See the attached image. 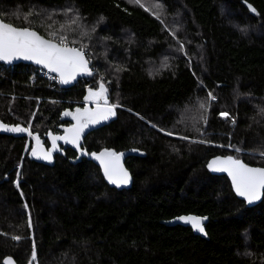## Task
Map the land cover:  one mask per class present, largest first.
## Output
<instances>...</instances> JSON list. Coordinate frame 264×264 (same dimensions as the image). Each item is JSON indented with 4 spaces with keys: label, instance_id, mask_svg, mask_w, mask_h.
Listing matches in <instances>:
<instances>
[{
    "label": "trees",
    "instance_id": "16d2710c",
    "mask_svg": "<svg viewBox=\"0 0 264 264\" xmlns=\"http://www.w3.org/2000/svg\"><path fill=\"white\" fill-rule=\"evenodd\" d=\"M147 1L164 17L133 0H0L2 19L50 38L73 39L61 19L78 13L95 54L93 77L68 88L52 89L35 65L0 63V118L32 133L0 132V163L16 193L13 204L0 197V225L21 221L15 232L26 235L24 254L0 235V264L8 254L28 264L33 243V264H264V196L247 206L205 167L216 153L264 166V0ZM165 50L169 61L153 66ZM101 83L121 107L81 146L126 149L128 187L109 185L70 143L59 142L50 161L32 155L35 140L48 144L77 123L76 109H95L84 97ZM209 91L217 99L205 113ZM186 212L207 217L204 235L167 222Z\"/></svg>",
    "mask_w": 264,
    "mask_h": 264
},
{
    "label": "snow or ice",
    "instance_id": "6c2138e0",
    "mask_svg": "<svg viewBox=\"0 0 264 264\" xmlns=\"http://www.w3.org/2000/svg\"><path fill=\"white\" fill-rule=\"evenodd\" d=\"M134 3L140 4V0H133ZM142 6V5H141ZM158 8L163 10V6L158 4ZM251 8V5H249ZM255 12V8H251ZM68 13H72L73 9H67ZM2 15V14H0ZM33 13L30 11L27 16H32ZM159 19V15L156 16ZM80 19L78 13L72 18V23L76 24L77 20ZM163 23V21H161ZM174 38L175 31L171 33ZM52 38L45 39L39 35L36 31L30 27H17L11 23H6L0 18V61L11 63L17 59L30 60L36 64L43 65L52 72L59 74L60 83L69 84L77 78L78 75H91L92 71L89 68L90 60L86 58L85 49L87 46L69 47L66 35H60L57 40L56 32L50 33ZM74 43V42H73ZM179 43V51H183V43ZM167 67V65H165ZM120 70V69H118ZM85 101H92L95 103V110L85 108L83 110L76 109L77 115L73 116V119L77 121L76 124L72 125L69 129H66L67 135L65 136H52L53 149H56V141L64 140L66 143H72L79 149V141L81 134L90 125H95L101 121H106L110 117L116 115L115 109L121 107V105L110 104L107 98V88L103 83L95 90L89 88L88 95L84 97ZM217 97L213 92L209 91L207 96V104L205 102L200 103V108L206 113L211 103L216 101ZM103 101V103H101ZM264 112V109L261 110ZM65 115L71 113L65 112ZM222 118H230V114L227 111L219 113ZM202 120L207 124V115H202ZM232 123L235 124L236 120L231 117ZM30 123V122H29ZM155 127V125H153ZM0 131L10 132H28L29 135L32 133L27 128H23L20 125L5 126L0 122ZM160 131H165L160 129ZM200 131V129H197ZM167 135H172V132H166ZM181 139H189L188 137H181ZM200 142L204 141H192ZM230 147H234L231 146ZM237 152H240V148H235ZM81 154H87L83 149H80ZM32 155H36L35 149L32 151ZM96 159L100 160L105 178L118 187L127 185L130 183V175L128 171L119 164V159L122 154L115 153L111 150H104L100 154H91ZM259 155L264 158V151L260 152ZM52 150L44 153L43 159L51 160ZM108 158V159H106ZM216 166V167H214ZM209 169L215 171H226L232 179L233 187L236 193L240 197H244L248 204H252L258 201L264 196V167H250L239 159L232 156L220 158L216 157L213 161L208 164ZM19 176V173H18ZM18 186V184H17ZM27 208V205H25ZM177 220L191 223L194 230L204 233L205 229L202 226V220L206 219L194 216H180ZM28 227H32L31 218L28 220ZM13 240L19 241L22 239L20 236L11 237ZM37 260V251L35 243H33L31 257L29 264H33ZM4 264H12V258H5Z\"/></svg>",
    "mask_w": 264,
    "mask_h": 264
},
{
    "label": "water",
    "instance_id": "95a60500",
    "mask_svg": "<svg viewBox=\"0 0 264 264\" xmlns=\"http://www.w3.org/2000/svg\"><path fill=\"white\" fill-rule=\"evenodd\" d=\"M0 18H1V17H0ZM3 20H4V19H3ZM4 21H5V20H4ZM5 22H6V23H10V22H8V21H5ZM11 24H13V23H11ZM13 25H15V24H13ZM15 26H17V27H27V26H20V25H15ZM30 28H31L32 30L36 31L39 35L43 36L45 39H50V37H47V36L41 34L37 29L32 28V27H30ZM68 46H69V47H77V46H72V45H68ZM77 48H80V47H77ZM86 58H87V55H86ZM87 59H88V58H87ZM19 62L28 63V64H32V65H35V66H39V67L45 68L43 65H39V64H36V63L33 62V61H30V60H24V59H17V60L12 61L11 63L14 64V63H19ZM0 63L11 64V63L3 62V61H0ZM93 67H94V66H93L92 62L90 61L89 68L91 69L92 74H91V75H86V74H85V75H78L77 78H76L75 80H73L72 82H70L69 84H62V83H60V77H59V74H58V73H56V72H52V71H50L48 68H45V69L49 70L50 72H52L53 74H55L56 76H58L59 86H60L61 88H68V87H71L72 85H74L79 79H84V78H85V79H86V78L89 79V78H92L93 75H94V72H95V70H94ZM101 103H103V102H101ZM93 104L95 105V103H93ZM94 108H96V105L94 106ZM0 122H2L3 125H5V126H15V125H12V124H10V123L4 121V120L1 119V118H0ZM20 126L23 127V128H27V129H29L28 126H22V125H20ZM94 126H96V124H95V125H90V126H89L88 128H86V129L84 130V132L81 134V138H80V141H79V149L77 148V146H75L74 144H73V145L75 146L77 152H78L80 155H85V156H87V157H88L89 159H91L96 165H98V167H99V169H100V173H101V175L103 176L104 180H105L109 185H111V186H115V187H118L116 184L110 183V182L105 178L104 170H103V166H102L100 160L96 159V158L93 157L91 154H92V153L100 154L101 152H104V150H106V149H107V150H111V151H113V152H115V153H120V154H122V155L120 156V159H119V164H121V165H122V166L128 171V173H129V175H130V178L132 179V176H131V174H130V171L128 170V168H127V167L125 166V164H124V159H125L126 155L128 154V151H127L126 149H122V150H119V151H115V150H112V149H110V148H106V147L100 148V149H98V150L87 151V150H85V148H82L81 144H82V141H83V137H84V135H85L89 130H91ZM0 132L2 133V132H8V131H0ZM22 133H23L24 135H28V132H22ZM65 135H67L66 132L61 133V134H58V136H65ZM57 142H62V143H64L65 141H64V140H57L56 143H57ZM70 144H72V143H70ZM80 149H83L87 154H81ZM228 156H232V157H234V158H236V159H239V160H241L242 162H244L245 164H248L250 167H264L263 165H259V164H251V163H247V162L244 161L243 159H241V158H239V157H235V156H233V155H231V154H229V153H216V154H212V155H210V156L206 159V162H205V167H206V169H207L210 173H212V174H218V175L223 174V175H225L226 178H227V180H228V182H229V184H230V188H231L232 192L234 193V195H235L238 199L243 200V202H244L245 205H247V206H251V205H254V204L258 203L261 199L258 200V201L253 202L252 204H248L244 197H240V196L236 193V191H235V189H234V187H233L232 179H231V177L228 175V173H227L226 171H215V170H211V169H209L208 164H209L210 161H213L214 158H216V157L224 158V157H228ZM106 159H108V158H106ZM214 167H216V166H214ZM131 179H130V183H129V184H127V185H123V186H119L118 188H123V187H128V186H130V184H131ZM180 216H194V217L205 218V217H206L205 215H200V214H196V213H192V212H186V213H179V214L173 215V216H171L170 218L167 219V222H168L169 224L188 225V226H189V227H190L195 233H197V234H199V235H204L205 232H204V233H200L199 231L194 230L193 227H192V224H191V223H186V222H184V221H180V220H177V219H176L177 217H180ZM206 220H207V217H206V219L202 220V226H203V227H204V223L206 222ZM204 229H205V228H204ZM8 257H11V258H12V264H18V262L16 261V259H15L12 255H10V254L5 255V256L3 257V262L5 261V258H8Z\"/></svg>",
    "mask_w": 264,
    "mask_h": 264
},
{
    "label": "rangeland",
    "instance_id": "374dc122",
    "mask_svg": "<svg viewBox=\"0 0 264 264\" xmlns=\"http://www.w3.org/2000/svg\"><path fill=\"white\" fill-rule=\"evenodd\" d=\"M140 1L143 4L146 3L150 7V9H152V10L155 9L157 11L156 12L157 14H160V9H158L156 6V5H158L157 3L148 2L147 0H140ZM62 15H63V18L61 19L62 26H64L66 23L67 26L69 27V29L72 31V34L74 36V38L71 39L70 37H68L66 35L68 40L71 41L72 43L74 42L73 44L77 45V47L86 46L85 44H83V42L89 41L88 34L90 32V28L84 26L80 20H77V23L73 24L72 18L75 15V13H74V15H68V14H62ZM160 15L162 17H164L163 14H160ZM172 30L174 31L175 28L172 27ZM90 47H91V43H90V46L86 47L85 52L88 54L87 58L93 64V56L95 57V54L93 53V50ZM162 52H163V50H162ZM170 58H171V53L169 51L165 50V52L163 54L159 55V53H158L153 59H150L149 62H152L153 66H155V67H162L164 65V63L169 61ZM159 62H161V63H159ZM93 66H94V64H93ZM93 68H95V67H93ZM98 79H101V77L99 76V78L96 79V82ZM91 89H93V88L91 87ZM88 109H90V108L88 107ZM91 110H94V109L91 108ZM36 155H37V151H36ZM10 174H11L10 168L8 166L2 165L0 163V197L2 198V200H1L2 204H4V202L6 203V201L9 202L10 204H13L16 202V193L10 187V184H9ZM15 181L17 183V179H15ZM4 212L6 213V211H4ZM28 220H29V218H28ZM14 221L15 220H13V222H10V223L4 224V225H0V235L5 236V237L10 238V239H12L11 237H13V236L22 237V239L19 241L14 240V242H16V245L10 249L12 252L24 254L25 250L22 248L24 241H22V240L26 239V235L20 231L15 232L16 229L19 230L21 228L22 224H21V221L20 222H18L17 220L15 222ZM12 223H15V224L12 225ZM3 227H6V228H3ZM18 256H20V255H18ZM30 257H31V255H30ZM28 264H29V262H28Z\"/></svg>",
    "mask_w": 264,
    "mask_h": 264
},
{
    "label": "built area",
    "instance_id": "2783aa9c",
    "mask_svg": "<svg viewBox=\"0 0 264 264\" xmlns=\"http://www.w3.org/2000/svg\"><path fill=\"white\" fill-rule=\"evenodd\" d=\"M58 40V38H57ZM68 45H73V46H77L74 44H70L69 40L67 39ZM86 53V52H85ZM86 55L88 56V54L86 53ZM5 64V63H3ZM6 65H10V67H12L13 63L11 64H6ZM35 70L41 74L42 76L46 77L47 80L50 82V87L52 89H57L60 88L59 86V80H58V76H56L55 74H53L52 72H50L49 70L39 67V66H35Z\"/></svg>",
    "mask_w": 264,
    "mask_h": 264
},
{
    "label": "flooded vegetation",
    "instance_id": "af4514ba",
    "mask_svg": "<svg viewBox=\"0 0 264 264\" xmlns=\"http://www.w3.org/2000/svg\"><path fill=\"white\" fill-rule=\"evenodd\" d=\"M86 103H88V104H93V102L92 101H90V102H86ZM90 108V107H89ZM93 108V107H92ZM91 109V108H90ZM95 110V109H94ZM77 122V121H76ZM55 134V133H54ZM34 146L36 147V149H37V153L39 154V156L43 159V153H45V152H47V151H49V150H52V154L55 152V150L57 151L58 150V148H59V142H57L56 143V149H53V143H52V140H51V142L50 143H46V142H44L43 140H41V139H37V140H35L34 142ZM71 145H73V144H71ZM74 146V145H73ZM18 264H20V263H18Z\"/></svg>",
    "mask_w": 264,
    "mask_h": 264
}]
</instances>
